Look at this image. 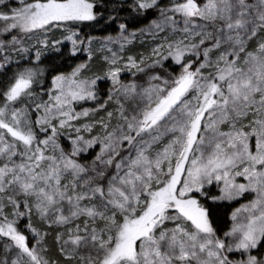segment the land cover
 Segmentation results:
<instances>
[{"label":"snow or ice","instance_id":"6c2138e0","mask_svg":"<svg viewBox=\"0 0 264 264\" xmlns=\"http://www.w3.org/2000/svg\"><path fill=\"white\" fill-rule=\"evenodd\" d=\"M15 3L0 0V264H60L50 230L64 264H264V0H131L133 19L157 12L135 31L117 23L127 0ZM213 184V204L252 197L222 236L196 198Z\"/></svg>","mask_w":264,"mask_h":264},{"label":"trees","instance_id":"16d2710c","mask_svg":"<svg viewBox=\"0 0 264 264\" xmlns=\"http://www.w3.org/2000/svg\"><path fill=\"white\" fill-rule=\"evenodd\" d=\"M14 1H12V5H15L13 3ZM131 4V0H127V3H125L123 5L122 10L119 12V17L120 19L117 21V23H122V22H128L129 24V31H135V30H139L141 28H144L151 20L155 19L157 17V12L155 10L153 11H149L145 17L143 18H135L133 19L136 14L135 13H131L130 7L129 5ZM168 2L167 0H161V6H167ZM131 13V14H130ZM79 31H81V35H86V34H90L93 36H103V35H107L109 32L112 33L113 35H115V32L117 30V26L116 24H112L110 27H108L107 29H105V31H100L99 29L97 30H92L87 26V22L84 25H81L80 29H78ZM69 48L68 45L65 46V51H67ZM146 52L147 49L143 46L140 45L139 41H137L136 45L131 49V52ZM86 59L85 55L80 53L78 54L77 58H74L71 61H68L67 59H65L63 66H62V70L64 71H70L71 70V66H75V64L80 63L82 60ZM59 62V61H58ZM47 63V61H46ZM95 65L99 66L97 64L96 61L93 62ZM165 70L167 72H170L172 74H176L179 72V68L177 66H174L172 64V62L166 61L165 62V66L164 69H161L160 72L162 74H165ZM50 80V77H49ZM104 83L101 82L99 84V86L101 88H103ZM91 155V154H90ZM89 155V156H90ZM87 156V157H89ZM87 158H82L81 160H86ZM208 191H209V199L207 201L204 200L203 197H199V194H197L196 198L200 199L201 203H204L205 206H210L213 210V226L216 227L218 229L217 234L222 236L224 231H227L228 227L231 224V221L229 219L231 212L233 211V209H235L236 207H238L240 205V203L243 200H238V201H233V202H217V204H213V202L211 201V196L212 195H218V189L216 188L215 185L209 186L208 187ZM23 226V225H21ZM33 242V241H32ZM47 246L50 249L48 255L53 258V259H59L60 260V264H64L63 259L61 257H59L58 254V249L57 246L55 244V234L52 233V231H50V235L47 239ZM255 254V253H253ZM262 254H264V252H262Z\"/></svg>","mask_w":264,"mask_h":264},{"label":"rangeland","instance_id":"374dc122","mask_svg":"<svg viewBox=\"0 0 264 264\" xmlns=\"http://www.w3.org/2000/svg\"><path fill=\"white\" fill-rule=\"evenodd\" d=\"M12 1H14L13 3L15 4V5H13V6H16L15 0H12ZM167 2L169 3V0H167ZM55 37H56L57 39H59V38H60V33L57 32V33L55 34ZM0 39H3V37H0ZM9 39H10V37H9ZM144 39H145V40H151V37L145 36ZM137 41H139V39H138ZM33 42H34L33 40H27V41H26V44H30V43H33ZM157 42H159V41H157ZM68 46H69V48H70V45H68ZM152 46H153V45H151V44H146V45H144L143 47H145V48L147 49V51H148V50L150 49V47H152ZM147 51H146V52H147ZM144 52H145V51H144ZM146 52H145V53H146ZM82 54H83V53H82ZM84 55H85V54H84ZM85 57H86V56H85ZM14 58H15V57H14ZM93 65H94V67H93L92 71H93L94 73H97V74H102V71H103L102 67H101V66H97V65H95L94 63H93ZM178 68H179V67H178ZM160 70H161V69H158L157 71L160 72ZM179 71H180V70H179ZM160 73H161V72H160ZM161 75H164V74L161 73ZM122 79H123L125 82H127V81L130 79V77L127 76V75L125 74V75H122ZM101 82L104 83L103 88H101V87L99 86V84H100ZM101 82H98V88L100 89L101 103H102V102H103V98L106 97L107 90H108V88L110 87V82H108V81H101ZM95 106H96V105H95L94 103H92V102H87V103H83V104H82V107H84V108H93V107H95ZM77 110H79V108H78ZM109 110H111V109H109ZM103 115H105V113H103V112L99 113V115L96 117V119H99V117H100V116H103ZM65 146L67 147V143H66V142H65ZM253 147H254V141H253ZM96 151H99V149L96 148ZM94 155H95V152H92L90 156L87 155V156H89V157L86 156V158H87L86 160H83V161L81 160L80 162H81V163H84V162H86V161H90ZM238 182H244V181H243L242 178H238ZM213 185H215V184H213ZM208 187H209V186H208ZM251 198H252L251 195H248V196H246V197H244V198L239 199V200H243V201L240 203V205L247 203L248 200L251 199ZM240 205H239L238 207H240ZM236 208H237V207H236ZM167 226H168V227H172L171 224H169V225H167ZM50 231H52V233L56 234V231H57V230H50ZM59 231H64V229H59ZM33 243H34V241H33Z\"/></svg>","mask_w":264,"mask_h":264}]
</instances>
